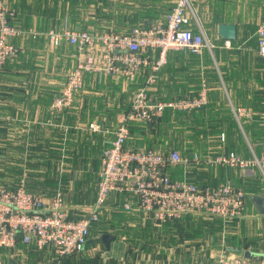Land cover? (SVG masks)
Wrapping results in <instances>:
<instances>
[{
	"label": "crops",
	"instance_id": "crops-1",
	"mask_svg": "<svg viewBox=\"0 0 264 264\" xmlns=\"http://www.w3.org/2000/svg\"><path fill=\"white\" fill-rule=\"evenodd\" d=\"M5 1L14 25L39 33L11 38L19 51L0 68V181L7 188L22 184L47 201L60 192L71 217L86 215L97 199L103 153L134 96L146 86L150 101L167 102L197 96L205 84L208 103L192 111L166 109L149 123L127 120L128 147L176 150L188 159L234 153L250 161L261 155L264 58L258 53L257 29L264 19V0H193L195 18L189 29L209 44L201 54L168 52L153 83H147L150 66L134 81L86 73L72 104L61 110H53L52 104L76 65L78 51L66 41L54 48L44 33L68 28L128 34L164 23L176 0ZM226 24L236 27L235 40L219 36V26ZM144 54L152 60L158 56L154 50ZM241 109L245 114L238 115ZM169 171L173 178L200 185L230 182L245 193L244 215L226 219L190 213L160 221L139 210L136 196L113 194L76 256L60 258L52 247L19 241L14 248H0V264H90L91 257L100 256L92 244H103L109 252L114 243L123 246L117 260L123 264L126 258L130 264H213L222 249L231 248L264 255V216L254 203L255 196L264 198L259 167L191 162ZM104 235L112 237L109 246Z\"/></svg>",
	"mask_w": 264,
	"mask_h": 264
},
{
	"label": "built area",
	"instance_id": "built-area-1",
	"mask_svg": "<svg viewBox=\"0 0 264 264\" xmlns=\"http://www.w3.org/2000/svg\"><path fill=\"white\" fill-rule=\"evenodd\" d=\"M0 0V68L19 49L10 39L21 35L7 20L5 4ZM195 18L193 0H176L164 23L149 28H134L128 34L106 32L90 34L65 28L63 32L49 31L45 35L54 48L66 41L78 51L76 65L55 98L53 110L69 107L84 84L86 73L121 76L134 81L150 66L153 83L155 73L167 63L170 51H187L199 55L209 44L201 33L189 29ZM39 35L38 33L34 34ZM258 53L264 58V19L257 29ZM226 42V46H229ZM158 52L155 60L144 53ZM208 103L204 84L197 96L167 102H152L147 86L134 96L130 111L114 132V139L102 156L98 194L89 212L71 217L63 206V196L57 193L50 201L27 191L24 186L9 189L0 181V248H14L19 241L35 243L39 249L52 247L60 258L80 253L90 236L91 226L99 221L102 208L113 194H132L139 201V210L165 221L185 214L200 213L234 219L244 215L245 193L230 182L218 186L200 185L187 178H173L170 169L191 162L221 164L242 170L257 166L264 173V140L259 158L244 160L231 153L214 159H192L172 150L164 153L155 149H136L126 145L130 136L127 120L149 123L159 119L166 109L192 111ZM238 115L245 114L238 110ZM237 115V116H238ZM93 129L95 126L92 125ZM130 209V206H126ZM42 211L43 213H37ZM215 264H264L263 258H246L241 254L220 255Z\"/></svg>",
	"mask_w": 264,
	"mask_h": 264
},
{
	"label": "rangeland",
	"instance_id": "rangeland-1",
	"mask_svg": "<svg viewBox=\"0 0 264 264\" xmlns=\"http://www.w3.org/2000/svg\"><path fill=\"white\" fill-rule=\"evenodd\" d=\"M4 4H5V6H4V8L6 9V11H7V14H8V17H7V20L9 21V23L15 28V29H17V30H19V31H21L22 33H21V35H19L20 37L22 36V37H25V36H29V37H31V38H35V35L34 34H36L37 32H35L33 29H28V30H22L21 28H19L18 26H16V25H14L13 23H12V16H11V12H10V8H9V6H8V3L5 1V0H3L2 1ZM51 31V30H50ZM48 33V32H47ZM39 34V33H38ZM46 33H44V35H45ZM19 36H16V37H19ZM58 193H60V192H58ZM57 194V193H56ZM55 194V195H56ZM62 194V193H61ZM63 196V195H62ZM247 212H248V209L246 210ZM126 243V245H127V242H125ZM125 243H124V245H125ZM87 245V244H86ZM118 245L117 244H113V249L111 250V251H109V252H105V246L103 245V244H100L99 246H97L96 244H92L91 245V248H94V247H98L97 249H99V253H96V254H99L100 256H93V257H91L90 258V260H91V262H90V264H123V261H119V262H117V260L118 259H120V258H122V257H118L119 256V253H118V250H119V248H123V246L121 247H117ZM126 247H132V244L130 243L128 246H126ZM112 248V247H111ZM235 253H232V252H228V251H226V250H224V249H222L221 250V252L214 258V260H213V264H215L216 262H217V260H218V258H219V256L220 255H225V256H232V255H234ZM118 257V258H117ZM126 261H125V264H130V262L129 261H127V258L125 259Z\"/></svg>",
	"mask_w": 264,
	"mask_h": 264
},
{
	"label": "water",
	"instance_id": "water-1",
	"mask_svg": "<svg viewBox=\"0 0 264 264\" xmlns=\"http://www.w3.org/2000/svg\"><path fill=\"white\" fill-rule=\"evenodd\" d=\"M219 36L224 39V40H235L236 39V27L234 25H220L219 26ZM254 203L256 206V210L258 212V214L260 216H264V198L260 195H257L254 197ZM37 213H43L42 211H39ZM112 239V237H110L109 235H104L102 237L103 242L109 246L110 244V240ZM229 252H233V253H239L243 256H245L246 258H263L264 255H256L253 254L251 252H246L245 250H241V249H229Z\"/></svg>",
	"mask_w": 264,
	"mask_h": 264
},
{
	"label": "trees",
	"instance_id": "trees-1",
	"mask_svg": "<svg viewBox=\"0 0 264 264\" xmlns=\"http://www.w3.org/2000/svg\"><path fill=\"white\" fill-rule=\"evenodd\" d=\"M89 237H90V236H89ZM77 254H79V253H77ZM77 254H73V255H71V256H68V258H69V257H73V256H76ZM65 258H66V257H65Z\"/></svg>",
	"mask_w": 264,
	"mask_h": 264
}]
</instances>
